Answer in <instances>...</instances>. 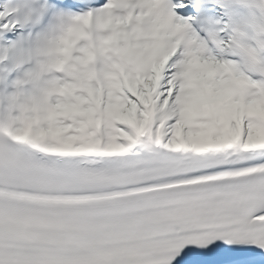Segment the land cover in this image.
<instances>
[{
    "label": "snow or ice",
    "instance_id": "6c2138e0",
    "mask_svg": "<svg viewBox=\"0 0 264 264\" xmlns=\"http://www.w3.org/2000/svg\"><path fill=\"white\" fill-rule=\"evenodd\" d=\"M0 264H264V0H0Z\"/></svg>",
    "mask_w": 264,
    "mask_h": 264
}]
</instances>
